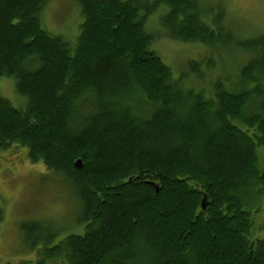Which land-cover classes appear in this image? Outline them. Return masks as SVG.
Masks as SVG:
<instances>
[{"label":"trees","instance_id":"1","mask_svg":"<svg viewBox=\"0 0 264 264\" xmlns=\"http://www.w3.org/2000/svg\"><path fill=\"white\" fill-rule=\"evenodd\" d=\"M48 1L0 0V78L25 104L0 96V154L23 148L77 189L85 231L50 260L264 264L244 208L246 192L264 195V32L235 34L204 0H76L83 21L70 47L40 25ZM157 37L211 51L173 74ZM222 47L242 52L233 80ZM35 225L29 244L45 246L53 236Z\"/></svg>","mask_w":264,"mask_h":264},{"label":"rangeland","instance_id":"2","mask_svg":"<svg viewBox=\"0 0 264 264\" xmlns=\"http://www.w3.org/2000/svg\"><path fill=\"white\" fill-rule=\"evenodd\" d=\"M204 1L213 8V14L223 12L220 19L222 26L228 25L235 34L255 37L264 32V0ZM165 10L163 6L153 14L158 16ZM39 19L42 29L47 33L60 36L71 45L70 47L75 45L83 21L76 0H49L41 9ZM152 25L156 23L148 24V27L151 28ZM211 25L216 26L213 20ZM158 29L160 26L156 28ZM151 47L169 66L173 74H178L188 61L201 59L211 51L207 45L176 41L169 37H157L152 41ZM226 48L236 51L230 46ZM219 49L222 64L229 69H226L225 76L233 80L231 72L233 73L234 66L239 64L242 52L240 50L232 52L233 56L230 58L229 52H226L224 47ZM205 82L201 83L208 87V83ZM192 85L197 88L201 84ZM0 96L7 99L15 108L25 107V104L20 107L22 98L16 92L11 77L0 78ZM260 153V162H263V151ZM244 198L246 200L244 208L249 211L252 218L253 237L264 238V195H260L258 191L246 192ZM80 217L81 202L77 189L70 180L46 169L41 162H30L23 148L12 147L0 154V256L2 258H12L14 255L24 259L20 264H31L32 255L28 252L29 239L24 233L26 229L36 223L34 227L41 228L40 232H45L48 224L52 229V236L58 234L57 239L63 238L66 232L82 231L81 228L79 229Z\"/></svg>","mask_w":264,"mask_h":264},{"label":"flooded vegetation","instance_id":"3","mask_svg":"<svg viewBox=\"0 0 264 264\" xmlns=\"http://www.w3.org/2000/svg\"><path fill=\"white\" fill-rule=\"evenodd\" d=\"M49 225L46 224V230H45V238L48 237V232L52 235V229H50L48 227ZM85 227L86 225L81 222L79 223V229L81 228L82 231H77V232H72V233H65L66 235L63 236V238L59 237L57 239V235L52 237V239H48L45 241V243L47 242V244L44 246V244L42 242H40L39 244H28V252H30L29 254L32 255V260H30L31 264H36L38 261H45V263L47 264H53V262H56L55 264H68L67 263V253L62 252L60 257L56 260V261H51V257L53 254V250L56 246H58L57 244L59 242H62L63 239H65L66 237L70 236V235H80L83 234L85 231ZM59 236V235H58ZM49 258V259H48ZM24 259L23 258H19L18 256H12V258H2L0 256V264H20V262H22Z\"/></svg>","mask_w":264,"mask_h":264},{"label":"water","instance_id":"4","mask_svg":"<svg viewBox=\"0 0 264 264\" xmlns=\"http://www.w3.org/2000/svg\"><path fill=\"white\" fill-rule=\"evenodd\" d=\"M73 165H74V167L75 168H80L81 166H82V160L80 159V158H78V159H76L75 161H74V163H73ZM156 188H157V186H156ZM157 190V189H156ZM205 197H203L202 198V200H201V207L204 209V207H205Z\"/></svg>","mask_w":264,"mask_h":264},{"label":"bare ground","instance_id":"5","mask_svg":"<svg viewBox=\"0 0 264 264\" xmlns=\"http://www.w3.org/2000/svg\"><path fill=\"white\" fill-rule=\"evenodd\" d=\"M217 15V14H216ZM84 221V220H83Z\"/></svg>","mask_w":264,"mask_h":264}]
</instances>
